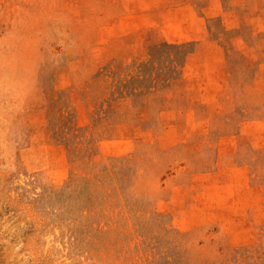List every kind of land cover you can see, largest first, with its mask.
<instances>
[{"label": "rangeland", "instance_id": "374dc122", "mask_svg": "<svg viewBox=\"0 0 264 264\" xmlns=\"http://www.w3.org/2000/svg\"><path fill=\"white\" fill-rule=\"evenodd\" d=\"M0 264H264V0H0Z\"/></svg>", "mask_w": 264, "mask_h": 264}]
</instances>
